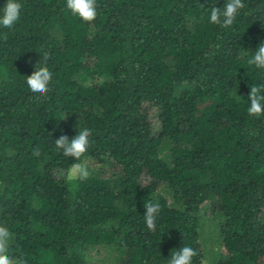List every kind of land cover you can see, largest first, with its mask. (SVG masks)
Wrapping results in <instances>:
<instances>
[{
	"label": "trees",
	"instance_id": "16d2710c",
	"mask_svg": "<svg viewBox=\"0 0 264 264\" xmlns=\"http://www.w3.org/2000/svg\"><path fill=\"white\" fill-rule=\"evenodd\" d=\"M0 26V225L27 264H264V115L247 61L264 42V0L229 28L209 22L227 0H96L84 22L66 0H19ZM6 0H0V15ZM47 53L45 96L26 77ZM91 132L76 163L55 139ZM39 150L40 155H34ZM159 203L149 230L144 203ZM214 244L209 246V239Z\"/></svg>",
	"mask_w": 264,
	"mask_h": 264
},
{
	"label": "clouds",
	"instance_id": "9594fccd",
	"mask_svg": "<svg viewBox=\"0 0 264 264\" xmlns=\"http://www.w3.org/2000/svg\"><path fill=\"white\" fill-rule=\"evenodd\" d=\"M66 6L74 16H78L84 22H92L97 16L96 0H66ZM244 7L243 0H227V3L222 8H211L209 22L223 28H229L234 24L238 13ZM21 9L22 4L19 0H6V4L2 8V15H0V26L12 28L21 18ZM41 59V66L36 64L35 70L26 77V85L31 92L45 96L50 91L49 85L53 73L47 67L49 55L45 53ZM247 63L257 69H264V42L258 45ZM248 99L250 102L247 107L248 114L255 117L264 115V84L250 87ZM90 136V130L83 128L71 140H69L67 135H61L55 139L57 151L64 157H72L77 161L72 164L66 173H62L69 183L87 180L91 175L87 164L78 162L88 151ZM34 155L39 156V150L34 151ZM144 208L146 209L144 213L146 225L149 230H154L156 227L155 219L160 211V205L149 201L144 203ZM12 238L13 236L9 229L0 225V264H27L25 259H16L8 254ZM197 255L196 249L190 246H183L171 253L168 264H192L193 257Z\"/></svg>",
	"mask_w": 264,
	"mask_h": 264
},
{
	"label": "rangeland",
	"instance_id": "374dc122",
	"mask_svg": "<svg viewBox=\"0 0 264 264\" xmlns=\"http://www.w3.org/2000/svg\"><path fill=\"white\" fill-rule=\"evenodd\" d=\"M214 244V242L212 243V239H209V246L211 247Z\"/></svg>",
	"mask_w": 264,
	"mask_h": 264
}]
</instances>
